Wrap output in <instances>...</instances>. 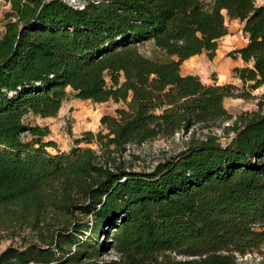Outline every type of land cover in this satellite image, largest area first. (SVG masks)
<instances>
[{
	"label": "trees",
	"instance_id": "obj_1",
	"mask_svg": "<svg viewBox=\"0 0 264 264\" xmlns=\"http://www.w3.org/2000/svg\"><path fill=\"white\" fill-rule=\"evenodd\" d=\"M6 1L0 240L26 232L32 239L3 249L0 264H156L170 252L185 258L176 264H239L251 252L264 264V91L253 110L232 115L223 104L264 86V3ZM226 16L239 19L247 38L231 52L244 62L233 68L242 90L181 73L194 55L214 57ZM146 41L159 57L138 50ZM67 88L126 108L102 116V128L84 131L68 152L51 154L49 128L24 116H56ZM179 132L185 146L151 170L125 165L128 145ZM108 248L118 258L99 262Z\"/></svg>",
	"mask_w": 264,
	"mask_h": 264
},
{
	"label": "rangeland",
	"instance_id": "obj_2",
	"mask_svg": "<svg viewBox=\"0 0 264 264\" xmlns=\"http://www.w3.org/2000/svg\"><path fill=\"white\" fill-rule=\"evenodd\" d=\"M71 4H76L82 0H65ZM206 3L208 0H204ZM257 5L264 3V0H255ZM10 9L6 0H0V35L4 30V14ZM227 34L218 41V47L213 58H209L205 52L193 56L181 65V73H193L199 76L201 81L206 84H232L238 90L244 87L241 81L233 73L234 67H241L244 62L240 57L234 58L231 52L244 46L247 42L245 34L242 32V23L239 19H230L225 17ZM138 50L149 57H159L160 52L154 47L152 41H146L138 44ZM264 91V86L251 92L253 97H225L223 104L232 115L242 111L253 110L256 108L257 96ZM126 108L123 101L115 102L109 99L105 102H94L90 99L82 100L75 98L70 88H67V97L63 100L56 116L41 117L32 113L24 116V121L30 124L47 126L49 134L43 138L44 141L54 142V146L46 147V150L55 154L57 152H68L74 146V140L81 137L84 131L97 132L102 128L100 119L104 115L115 116L116 109ZM224 124H227L225 122ZM221 134V128L215 130ZM27 138H30L29 136ZM224 142L226 137H222ZM186 137L181 132L174 134L171 138H155L145 141L139 145H128L123 153L122 159L125 165L134 170H151L159 161L173 155L185 146ZM79 146L94 145L80 143ZM29 232L14 238H3L0 240V252L9 245L22 246L28 243L32 237ZM107 234L100 236L101 241H108ZM158 263L156 264H176L185 258L176 256L174 253L158 254ZM118 254L108 248L98 258L99 262H108L115 260ZM260 255L256 252L246 253L243 256L238 255L239 264H261ZM106 264V263H103Z\"/></svg>",
	"mask_w": 264,
	"mask_h": 264
},
{
	"label": "crops",
	"instance_id": "obj_3",
	"mask_svg": "<svg viewBox=\"0 0 264 264\" xmlns=\"http://www.w3.org/2000/svg\"><path fill=\"white\" fill-rule=\"evenodd\" d=\"M197 55H198V54H197ZM194 56H196V55H194ZM192 57H193V56H192ZM190 58H191V57H190ZM185 61H186V60H185ZM185 74H193V73H188V72H186ZM185 74H184V75H185Z\"/></svg>",
	"mask_w": 264,
	"mask_h": 264
},
{
	"label": "built area",
	"instance_id": "obj_4",
	"mask_svg": "<svg viewBox=\"0 0 264 264\" xmlns=\"http://www.w3.org/2000/svg\"><path fill=\"white\" fill-rule=\"evenodd\" d=\"M76 4H77V3H76ZM30 264H36V263H32V262H31ZM48 264H53V263H48Z\"/></svg>",
	"mask_w": 264,
	"mask_h": 264
}]
</instances>
